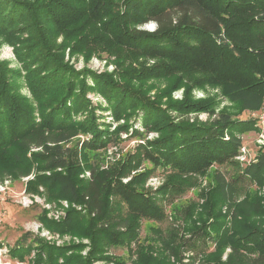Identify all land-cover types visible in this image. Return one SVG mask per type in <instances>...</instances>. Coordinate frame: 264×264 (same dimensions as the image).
<instances>
[{"label": "trees", "instance_id": "16d2710c", "mask_svg": "<svg viewBox=\"0 0 264 264\" xmlns=\"http://www.w3.org/2000/svg\"><path fill=\"white\" fill-rule=\"evenodd\" d=\"M148 21L155 23L153 31L137 28L138 24ZM52 22L56 24L54 29L49 25ZM66 24L72 27L67 29L66 35L75 30L82 37L79 40L90 42L94 48L99 47L95 46L98 43L101 47L122 45L128 50L136 47L134 52L140 55L159 57V53L167 52L174 61L188 63V71L181 75L182 84L184 78L189 81L190 85L185 83L188 88L194 85L192 70L195 67L198 80L219 85L225 96L240 109L252 111L262 104L264 0H0V34L4 40L13 45L19 43L16 52L26 51L28 57L37 56L41 61L34 68L39 71L46 68V73L39 75L31 86L33 93L40 90L39 85L45 84L50 76H53L51 86H57L55 89L60 91L51 106H41V111L37 108L39 117H36L33 107L6 91L0 78V163L9 170L24 168L15 172L28 175L31 169L28 153L49 169H67L74 154L69 144L78 131L91 134L89 145L94 148L104 147L113 133L108 131V125L104 129L98 127L95 111L90 107L89 115L86 113L81 121L75 120L80 108L66 104L74 92L67 84L59 85L60 65L54 54V49L64 48V45L55 44V32H61ZM123 52L116 53L120 56ZM101 81L110 84L107 76ZM120 93L122 96L116 100L108 98L107 108L114 120L122 118L129 110H139L145 133L151 129L160 132L147 145H139L156 164L179 176L207 172L213 163L230 164L233 172L240 170L236 175H232L230 169L214 171L216 185L212 194L217 196L211 200V194L207 199L209 203L204 205V214L210 215L214 208L223 205L234 210L238 209L237 205L246 204L244 200L232 207L236 192L244 188L240 183L243 179L257 186L264 184V151H259L256 158L242 168L233 159L241 146L240 138L233 131L242 130L244 124L229 113L220 112L208 122H190L178 116L201 111L200 102H181L175 106L179 112L176 116L157 115L154 108L160 110L159 106L146 95L147 89L139 88L132 96V103L124 100L125 90ZM242 121L253 124L252 119ZM33 148L38 150L32 151ZM98 160L88 165L89 174L82 188L67 171L53 172L43 179L47 187L55 189L59 198L81 202L88 214L87 220L70 215L73 212L68 210L60 222L46 215H40L39 221L50 230L89 236L94 242L99 240L103 245H112L117 239L114 226L119 222L126 228L129 226L128 217L113 222L114 215L122 211H127L125 215H135V207L141 212L137 215H147L149 211L160 215V208L153 203L147 204L133 185L122 183L121 177L126 173L123 164L108 163L103 167L104 164L98 165ZM6 167L0 164V172ZM177 180L175 184L171 181L170 190L180 191L183 183L188 182L181 177ZM111 195L119 196L114 204ZM252 204L259 211L261 207L264 209L259 198ZM238 218L236 210L232 215L233 225L223 228L224 242L234 252L242 249L253 256L245 254L225 264H264V230L249 221L238 223ZM103 222L110 226L98 225ZM68 248L50 244L38 236L32 238L27 232L9 249V256L22 261L33 253V258L28 259L31 264H89V260L83 258L85 262H81V255L76 251L69 255ZM147 264L167 262L161 255Z\"/></svg>", "mask_w": 264, "mask_h": 264}, {"label": "rangeland", "instance_id": "374dc122", "mask_svg": "<svg viewBox=\"0 0 264 264\" xmlns=\"http://www.w3.org/2000/svg\"><path fill=\"white\" fill-rule=\"evenodd\" d=\"M49 25L52 29L56 27L54 22ZM66 25L67 27L61 28V32H55V44L64 45V48L54 49L60 65L59 85L67 84L74 92L66 104L80 108L81 112L77 113L75 120L81 121L86 113L89 115L87 111L90 107L91 111H95L98 127L104 129L108 125V131L113 133L104 147L94 148L89 145L91 134L78 131L69 144L74 154L71 166L67 169H49L33 157L32 161L29 153L31 169L28 175L15 172L24 168L9 170L0 163L6 167L0 172V264H31L28 259L33 258V253L22 261L9 256V249L27 232L31 233L32 238L38 236L56 246L66 245L69 247V255L76 251L82 256L79 255L80 261L86 259L89 264H147L161 255L165 256L167 264H225L245 257L246 253L242 249L234 252L224 242L222 231L233 225L232 215L236 210L238 223L249 221L251 225L264 230V209L261 207L259 211L252 204V201L259 198L264 207V184L257 186L248 179H243L240 183L244 188L236 192L233 200L235 206L232 207L247 200L243 204L245 206L237 205L238 209L233 210L223 205L214 208L210 215L205 212V215L204 205L209 203L207 199H210L215 190L214 171L230 169V173L236 175L240 170L233 172L230 164L213 163L207 172L183 173L179 176L172 170L161 167L148 158L144 149L139 146L147 145L160 132L151 129L145 133L139 110H129L128 114L114 120L112 112L107 108V101L108 98L111 101L118 99L119 95L122 96L120 92L125 90L124 100L132 103V96L139 92V88H145L146 95L159 106L160 110L154 108L157 115H178V108L175 106L181 102H200L203 105L199 112L192 111L178 116L190 122H208L214 120L220 112L229 113L241 125L244 124L242 130L233 131L240 138L241 146H244L246 152V158L244 154L241 156L245 159L243 161L237 157L241 151L233 156L234 161L239 163V168L246 166L249 159L253 161L259 151H264V138L259 137L260 132L255 124L242 121L251 119L250 111L242 110L238 104L230 101L219 85L198 80L195 67L192 70L194 85L188 88L185 83H190L186 78L182 84L181 75L188 71V63L174 61L167 52L159 53V57H150L135 53L136 47L128 50L123 49L122 45L101 47L98 43L95 46L99 47L94 48L90 42L86 44L79 40L82 37L75 30L66 35L67 29H72L71 25ZM137 28L151 32L155 23L148 21L138 24ZM19 47V43L13 45L0 34L2 86L11 95L26 100L33 107L35 116L39 117L37 108L41 111V106H51L60 91L55 89L57 86H51L53 76H50L45 84L39 85L41 89L33 93L31 86L35 85L39 75L46 73V68L40 71L34 68L41 60L37 56L28 57L26 51L16 52ZM118 51H124L123 55L118 56ZM67 70L69 72L65 73ZM104 76H107L110 84L101 81ZM84 105L86 108H81ZM94 159H99L98 165L104 164L103 167L108 163L116 166L123 164V171L126 173L121 177L122 183L133 185L145 197L147 204L153 203L160 208V215L159 212L149 210L147 215H137L141 213L138 207L134 209L135 215H125L127 211L114 215L113 222L128 217L129 226L126 228L121 222L114 226L117 239L112 245H103L99 240L94 242L89 236L79 237L50 230L39 221L40 215H46L49 219L60 222L66 217L68 210L73 212L70 215H79L82 220H87L88 214L81 202L59 198L55 189L47 187L43 179L50 173L67 171L82 188L89 174L88 165ZM180 177L188 182L183 183L180 191L170 190L171 181L173 184L178 183L177 179ZM227 178L230 179V176L227 175ZM216 196L215 193L212 194L211 200ZM118 197L110 196L113 204ZM98 225L110 226L104 222ZM235 226L238 227L236 223Z\"/></svg>", "mask_w": 264, "mask_h": 264}, {"label": "built area", "instance_id": "2783aa9c", "mask_svg": "<svg viewBox=\"0 0 264 264\" xmlns=\"http://www.w3.org/2000/svg\"><path fill=\"white\" fill-rule=\"evenodd\" d=\"M252 120H253V124H255V126L257 127L258 131L260 132L259 133V137H263L264 138V97H263V100H262V104L261 106L256 109V110H252L250 111V116H249ZM259 138V139H260ZM262 144H264V141H262ZM241 151V152H240ZM239 153L238 154V158L240 160H245L244 157L241 158V156L244 154L245 158H246V155H245V148L244 146H240L239 148ZM250 162V159L249 161ZM26 201V200H24Z\"/></svg>", "mask_w": 264, "mask_h": 264}]
</instances>
